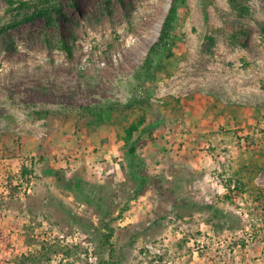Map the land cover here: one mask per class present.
<instances>
[{
    "label": "rangeland",
    "instance_id": "rangeland-1",
    "mask_svg": "<svg viewBox=\"0 0 264 264\" xmlns=\"http://www.w3.org/2000/svg\"><path fill=\"white\" fill-rule=\"evenodd\" d=\"M170 2L0 0V264H99L75 221L98 217L48 168L108 196L119 264H264V0H185L147 82ZM132 97L141 193L122 127L82 112Z\"/></svg>",
    "mask_w": 264,
    "mask_h": 264
},
{
    "label": "trees",
    "instance_id": "trees-1",
    "mask_svg": "<svg viewBox=\"0 0 264 264\" xmlns=\"http://www.w3.org/2000/svg\"><path fill=\"white\" fill-rule=\"evenodd\" d=\"M184 3L185 0H171L167 14L162 22L159 35L148 48L146 57L140 65V68L145 71L144 74L147 82L154 80L158 74H167L169 71L168 63L170 62V57L173 56V48L176 45L175 31L178 28L179 15ZM138 77H140L139 74ZM146 92L148 94L150 93V87L146 86ZM143 104V100L132 97L129 98L125 104L118 103V105H115L118 107H114L112 104L107 106H82V112L84 115L90 117V122L100 124L107 121H115L122 127L125 133L124 141L128 144L126 156L129 163V175L138 182V193L143 191L146 181L150 178L142 164V160L135 156V145L137 144L138 136L144 131L150 130L151 127L149 122L145 120V113L142 109ZM73 108L74 107H72V109ZM137 108H139L141 112L134 117L132 121L126 122L128 116ZM29 113L33 118L40 119L55 115L57 110L32 109ZM135 132H138L136 138H134ZM245 169L249 170V172L252 171V168L249 167ZM45 173L53 175L55 181L58 182L60 186L69 190L78 202L92 208L94 214L98 217L96 224H94L91 219H85L84 217H75V221L81 226L85 233L91 234V241L95 242L97 239L101 240L98 245L100 249V251L98 250L99 264H119V260L115 259L113 256V245L110 242L113 228L107 218L112 214L113 205L109 203L108 196L104 193V195H97L92 184L78 177L66 181L62 177L60 170L55 168H48L45 170ZM240 184L243 185L242 182H240ZM107 246L110 247V252L108 258H104L102 256V251L103 247L106 248ZM28 259L26 261H28ZM27 263L28 262H25L24 264Z\"/></svg>",
    "mask_w": 264,
    "mask_h": 264
}]
</instances>
